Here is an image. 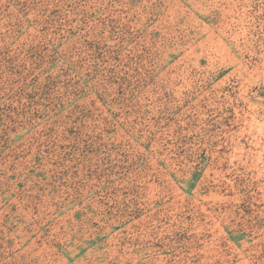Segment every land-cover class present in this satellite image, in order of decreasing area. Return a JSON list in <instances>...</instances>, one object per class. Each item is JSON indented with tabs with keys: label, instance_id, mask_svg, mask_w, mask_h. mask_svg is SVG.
Here are the masks:
<instances>
[{
	"label": "rangeland",
	"instance_id": "obj_1",
	"mask_svg": "<svg viewBox=\"0 0 264 264\" xmlns=\"http://www.w3.org/2000/svg\"><path fill=\"white\" fill-rule=\"evenodd\" d=\"M0 264H264V0H0Z\"/></svg>",
	"mask_w": 264,
	"mask_h": 264
}]
</instances>
